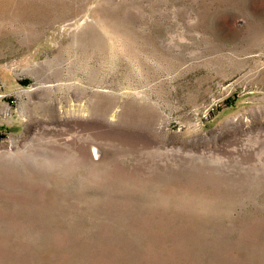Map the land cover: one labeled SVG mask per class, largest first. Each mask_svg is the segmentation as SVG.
I'll return each mask as SVG.
<instances>
[{
	"label": "rangeland",
	"instance_id": "374dc122",
	"mask_svg": "<svg viewBox=\"0 0 264 264\" xmlns=\"http://www.w3.org/2000/svg\"><path fill=\"white\" fill-rule=\"evenodd\" d=\"M0 264H264V0H0Z\"/></svg>",
	"mask_w": 264,
	"mask_h": 264
},
{
	"label": "bare ground",
	"instance_id": "6f19581e",
	"mask_svg": "<svg viewBox=\"0 0 264 264\" xmlns=\"http://www.w3.org/2000/svg\"><path fill=\"white\" fill-rule=\"evenodd\" d=\"M100 153H101L100 150H95V149H93L92 152H91L92 157L94 159H96L97 157H99Z\"/></svg>",
	"mask_w": 264,
	"mask_h": 264
}]
</instances>
